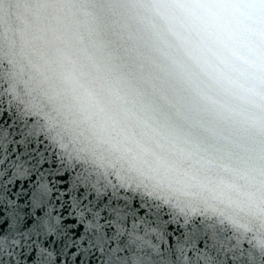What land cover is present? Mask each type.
I'll list each match as a JSON object with an SVG mask.
<instances>
[{
  "label": "clouds",
  "instance_id": "9594fccd",
  "mask_svg": "<svg viewBox=\"0 0 264 264\" xmlns=\"http://www.w3.org/2000/svg\"><path fill=\"white\" fill-rule=\"evenodd\" d=\"M0 61L62 150L264 251V0H0Z\"/></svg>",
  "mask_w": 264,
  "mask_h": 264
},
{
  "label": "snow or ice",
  "instance_id": "6c2138e0",
  "mask_svg": "<svg viewBox=\"0 0 264 264\" xmlns=\"http://www.w3.org/2000/svg\"><path fill=\"white\" fill-rule=\"evenodd\" d=\"M157 204L70 162L0 80V264H212L214 245L228 264H264Z\"/></svg>",
  "mask_w": 264,
  "mask_h": 264
},
{
  "label": "water",
  "instance_id": "95a60500",
  "mask_svg": "<svg viewBox=\"0 0 264 264\" xmlns=\"http://www.w3.org/2000/svg\"><path fill=\"white\" fill-rule=\"evenodd\" d=\"M10 71L11 69L8 62L0 61V80L5 81L9 84L10 95L13 103L19 106L21 112L24 115L31 116L37 122L38 127L42 131H45L46 126L50 121V115L48 114L47 109L45 107H41V102H38L37 100H34L31 97L27 96L25 94L23 86L20 84L16 85V92L20 94V98L14 97V93L11 90L12 80L10 78ZM46 133L50 136L48 132ZM54 142L58 146V143L56 141ZM69 148H72L71 144H69ZM60 150L64 153L66 158L69 159V156H71V162L79 163L82 167L91 170L98 178L102 180H111L113 183L119 185L115 176L111 174L106 177L103 174L98 175L94 167L89 164L86 160H78L76 159L74 153H68L65 150H62L61 148ZM136 194L141 197L152 200L147 196H142L140 193ZM152 201L158 203L157 208L161 217H163L164 215H169L176 218L179 222H185L184 217L179 215V213L175 209H172L169 206L162 204L160 201ZM187 223L195 225L201 231L211 233L213 236L221 237L226 241H234L237 244L247 243L253 248H255L257 251H262L256 247V236L253 233L247 231H239L226 222H221L216 220L215 218H210L207 216H195L189 219ZM183 235L184 234L182 232H177L178 239H182ZM209 255L212 258V264H228L229 249L227 245L212 246L211 248H209ZM193 259H195V257H193ZM176 264H179V260L176 261Z\"/></svg>",
  "mask_w": 264,
  "mask_h": 264
}]
</instances>
